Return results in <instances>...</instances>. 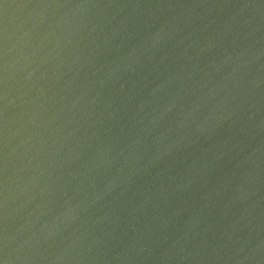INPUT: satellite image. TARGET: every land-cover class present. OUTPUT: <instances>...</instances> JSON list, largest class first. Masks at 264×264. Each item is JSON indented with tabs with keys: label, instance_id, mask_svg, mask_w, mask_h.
Listing matches in <instances>:
<instances>
[{
	"label": "water",
	"instance_id": "95a60500",
	"mask_svg": "<svg viewBox=\"0 0 264 264\" xmlns=\"http://www.w3.org/2000/svg\"><path fill=\"white\" fill-rule=\"evenodd\" d=\"M0 264H264V0H0Z\"/></svg>",
	"mask_w": 264,
	"mask_h": 264
}]
</instances>
